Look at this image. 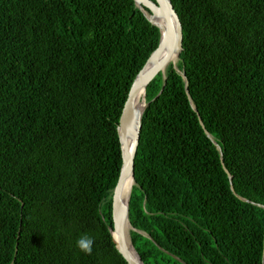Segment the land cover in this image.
Here are the masks:
<instances>
[{
	"label": "trees",
	"instance_id": "1",
	"mask_svg": "<svg viewBox=\"0 0 264 264\" xmlns=\"http://www.w3.org/2000/svg\"><path fill=\"white\" fill-rule=\"evenodd\" d=\"M170 2L182 50L145 89L130 243L143 264H264V0ZM158 41L134 0H0V264H127L117 124Z\"/></svg>",
	"mask_w": 264,
	"mask_h": 264
},
{
	"label": "water",
	"instance_id": "2",
	"mask_svg": "<svg viewBox=\"0 0 264 264\" xmlns=\"http://www.w3.org/2000/svg\"><path fill=\"white\" fill-rule=\"evenodd\" d=\"M137 7L142 11L147 21L159 30V41L155 50L149 55L143 67L136 74L129 91L127 93L126 100L122 107V111L117 124V135L120 145V155H121V167L119 171L118 180L112 191L111 198V221L112 228H109L110 235L112 237L115 249L122 256V258L127 262V264H143L139 256L133 249L137 256V261L132 257V255L126 250L125 247V225L131 226L128 221V203L129 195L125 203L120 200V188L126 177L130 174L133 179V161L136 152V148L139 140V130H140V120L141 114L136 124V130L132 139L130 146H127L124 142L125 136H127L131 131H133V103L136 96L141 89H146L149 83L159 74L162 73L161 70L167 64V62L176 54L179 56L182 50V27L180 20L173 9L170 0H134ZM144 9L149 11V17L146 16ZM163 54H165L163 56ZM174 70H177L173 66ZM183 75V73H182ZM163 76V74H162ZM185 82V92L188 95L187 80L184 77ZM145 101V98H144ZM146 106V104H145ZM194 111H196L194 109ZM199 125L204 131L205 135L211 139L209 133L205 130L203 123L198 116ZM213 144L217 147L216 143ZM218 149V147H217ZM220 163L223 171L227 175L229 182H231V176L227 169L224 167L223 159L220 156ZM230 190L235 195L233 186L230 183ZM238 199H241L235 195ZM262 207L261 205H258ZM115 232L117 239L113 238L112 232ZM131 244V243H130ZM16 253V248H15ZM264 260V254L262 255V262ZM14 259L11 264H13ZM263 264V263H262Z\"/></svg>",
	"mask_w": 264,
	"mask_h": 264
},
{
	"label": "bare ground",
	"instance_id": "3",
	"mask_svg": "<svg viewBox=\"0 0 264 264\" xmlns=\"http://www.w3.org/2000/svg\"><path fill=\"white\" fill-rule=\"evenodd\" d=\"M146 16L149 17V14L147 12H145ZM165 54H163L164 56ZM178 58L177 55L175 54L168 62L167 64L163 67V69L161 70L162 74L165 75V71L167 69V67H169L170 65H173L175 68H177V63H178ZM144 96H145V89H141L138 93H136L135 99H134V103H133V131H131L127 136H125V144L127 146H130L132 143V139L134 136V132L136 130V124L137 121L139 119L140 114L143 112L144 108H145V101H144ZM133 184V179L131 177V175L129 174L128 177L125 178L123 185L120 188V200L122 203H125L127 200V197L129 195L131 186ZM128 229L129 226L125 225V232H124V236H125V247L126 250L132 255V257L137 261V256L134 253L133 249L131 248V244L129 241V236H128ZM113 238L117 239L115 232H112Z\"/></svg>",
	"mask_w": 264,
	"mask_h": 264
},
{
	"label": "clouds",
	"instance_id": "4",
	"mask_svg": "<svg viewBox=\"0 0 264 264\" xmlns=\"http://www.w3.org/2000/svg\"><path fill=\"white\" fill-rule=\"evenodd\" d=\"M94 244V239L87 234H81L76 240L77 248L86 255L92 254Z\"/></svg>",
	"mask_w": 264,
	"mask_h": 264
},
{
	"label": "rangeland",
	"instance_id": "5",
	"mask_svg": "<svg viewBox=\"0 0 264 264\" xmlns=\"http://www.w3.org/2000/svg\"><path fill=\"white\" fill-rule=\"evenodd\" d=\"M130 230V228L128 229V231ZM130 241V240H129Z\"/></svg>",
	"mask_w": 264,
	"mask_h": 264
}]
</instances>
